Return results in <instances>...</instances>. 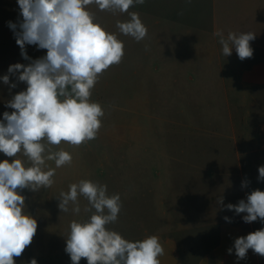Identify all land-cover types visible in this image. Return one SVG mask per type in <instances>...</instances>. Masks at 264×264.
Here are the masks:
<instances>
[{"label":"rangeland","instance_id":"obj_1","mask_svg":"<svg viewBox=\"0 0 264 264\" xmlns=\"http://www.w3.org/2000/svg\"><path fill=\"white\" fill-rule=\"evenodd\" d=\"M252 4L264 7L260 0H145L129 9L148 29L140 42L116 27L118 20L130 19L127 13L89 6L96 21L124 43L125 54L92 89L90 99L105 111L97 137L78 147L51 146L68 151L71 164L56 168L50 188L18 190L38 227L15 264H30L33 258L37 264H72L65 252L69 225L91 213L84 212L83 197L79 214L61 212L57 197L80 180L105 184L109 195H120L122 209L111 230L133 242L150 234L173 236L184 257H195L187 264L213 254L226 222L264 228L259 218L245 223L246 213L224 207L246 201L255 189L264 191V181L258 180V168L264 166V87L241 81L244 69L264 59V12L250 13ZM20 20L17 0H0V121L5 111H14L7 102L27 88L18 74L8 73L9 66L46 55V49L25 45L30 59L22 57L8 26ZM216 31L225 37L254 33L253 57L241 61L234 48L225 57ZM15 158L28 163L22 154ZM5 159L13 158L0 153V161ZM46 163L55 168L54 161Z\"/></svg>","mask_w":264,"mask_h":264},{"label":"clouds","instance_id":"obj_2","mask_svg":"<svg viewBox=\"0 0 264 264\" xmlns=\"http://www.w3.org/2000/svg\"><path fill=\"white\" fill-rule=\"evenodd\" d=\"M190 3L191 0H188ZM22 20L8 22L24 59L25 45L46 49V55L32 60L28 65H10L8 73L18 74V80L27 85L7 102L14 109L3 113L0 121V153L13 158L0 161V264H15L32 243L37 231V220L26 210V197L18 190L38 192L54 184L56 168L71 164L72 155L63 149L53 151L51 146L62 142L72 146L94 140L102 127L105 111L102 105L90 99L99 77L124 56V43L117 35L107 31L96 21L89 10L95 5L100 11L127 13L129 20L116 22L119 32L131 36L137 42L144 40L148 29L138 13L129 12L145 0H17ZM19 29V30H17ZM225 57L235 49L243 61L252 58L254 50L250 41L252 32L227 37L216 31ZM9 84V75L2 77ZM16 84L10 85L15 88ZM22 154L27 165L15 158ZM47 161H54L55 168ZM258 180L264 181V166L258 168ZM247 186V181L242 185ZM87 201V219L73 220L66 239L65 252L72 264H161L163 246L156 235L143 240L130 241L108 226L115 223L122 209L120 195H109L107 185L92 180H80L69 185L67 192H60L58 208L67 213L81 212L80 200ZM223 204V197L219 199ZM227 210L242 217L245 223L260 220L264 223V191L255 189L247 200L227 204ZM94 210V211H93ZM226 221L228 217H224ZM238 260L245 259L251 249L264 257V228L241 236L234 241ZM233 251L228 249L229 254ZM30 264H37L32 259Z\"/></svg>","mask_w":264,"mask_h":264},{"label":"crops","instance_id":"obj_3","mask_svg":"<svg viewBox=\"0 0 264 264\" xmlns=\"http://www.w3.org/2000/svg\"><path fill=\"white\" fill-rule=\"evenodd\" d=\"M264 1V0H260ZM251 2V1H250ZM236 4L237 1H235ZM239 5V4H238ZM250 13L260 14L264 12L262 5H248ZM243 9V7L241 6ZM239 9V12L243 10ZM241 81L252 87H264V59L258 60L244 69L241 73ZM255 230L250 226L243 225L240 222H226L221 226L219 233V241L214 248L211 256L204 255L196 259V264H262V258L255 254L251 249L247 253L245 259L238 260L235 255L234 241L236 238L246 236ZM156 235L163 246L164 254L159 257L161 264H187L188 260H195L193 255H182L177 240L166 234H150L144 238ZM143 238V239H144ZM233 251L229 254L228 249Z\"/></svg>","mask_w":264,"mask_h":264}]
</instances>
